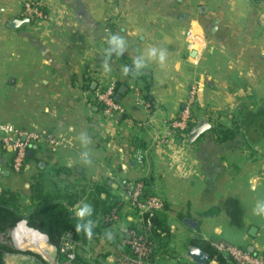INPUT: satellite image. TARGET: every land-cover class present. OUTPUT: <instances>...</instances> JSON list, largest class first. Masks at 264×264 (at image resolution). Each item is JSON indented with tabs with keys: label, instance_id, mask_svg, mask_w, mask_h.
<instances>
[{
	"label": "crops",
	"instance_id": "0c3cea01",
	"mask_svg": "<svg viewBox=\"0 0 264 264\" xmlns=\"http://www.w3.org/2000/svg\"><path fill=\"white\" fill-rule=\"evenodd\" d=\"M24 1L47 17L11 30L10 19H23ZM187 29L206 39L205 49H188ZM110 34L122 36L126 49L108 57L105 72ZM153 47L165 51L163 64L147 57ZM140 55L145 67L124 75L122 67ZM193 82L199 84L195 124L203 119L211 128L188 144L167 123L179 115ZM110 83L116 96L125 87L116 101L124 113L105 118L90 97ZM137 94L149 108L135 103ZM0 123L51 133L65 144L56 150L34 145L20 174L11 171V154L0 151V189L26 194L32 179L42 173L50 179L51 170L62 169L67 173L59 181L69 192L81 196L106 183L122 201L119 180H145L168 216L171 260L156 257L159 264H193L185 257L190 241L201 249L224 241L264 258V216L254 212L264 201V0H0ZM119 217L89 239L75 264H113L127 252L122 229L139 223L124 205ZM23 230L35 240L22 241ZM12 231L13 239L7 234L0 241L12 251L3 264L66 261L55 252L60 237L25 223Z\"/></svg>",
	"mask_w": 264,
	"mask_h": 264
},
{
	"label": "built area",
	"instance_id": "2783aa9c",
	"mask_svg": "<svg viewBox=\"0 0 264 264\" xmlns=\"http://www.w3.org/2000/svg\"><path fill=\"white\" fill-rule=\"evenodd\" d=\"M21 18L33 21L45 20L47 15L44 10L33 1H24L21 6ZM185 40L188 49L206 48V39L195 33L191 29L185 31ZM198 63V58L194 59V64ZM199 84L193 82L187 90V98L183 108L176 119L167 123L169 132L174 135L186 137L189 130L195 125L194 107L197 100ZM117 86L110 83L94 91L90 97L91 102L99 107L101 114L105 118H114L124 113V108L115 101ZM136 104L146 105L139 94L135 97ZM42 143L52 150L64 147V143L57 139L51 133L27 132L15 128L11 124L0 123V151L11 154V171L15 174L24 172L26 168V156L30 148L36 144ZM135 159L142 160L140 153L136 154ZM2 170L0 169V175ZM120 189V199L122 204L131 211L137 218L139 226L136 228L139 232H144L145 228H150V222L146 216H151L156 212L162 211L164 207L163 200L155 193L146 192L143 180L121 179L116 184ZM106 223L117 225L120 217L117 211H113L109 216L103 218ZM122 244L128 249L116 258L113 264H159L151 260L155 245L150 242L145 235H137L129 227L122 229ZM18 246V245H17ZM213 251L223 257H226L230 264H264V258L250 254L247 251L228 244L224 241L209 242ZM79 251L86 252V247L73 238L71 232H65L59 240L58 250L66 257L63 263L55 262L53 264H74L75 256ZM86 254V253H85ZM157 262V261H156Z\"/></svg>",
	"mask_w": 264,
	"mask_h": 264
},
{
	"label": "trees",
	"instance_id": "16d2710c",
	"mask_svg": "<svg viewBox=\"0 0 264 264\" xmlns=\"http://www.w3.org/2000/svg\"><path fill=\"white\" fill-rule=\"evenodd\" d=\"M25 161L27 165L30 158L26 156ZM37 168L38 173L42 171L41 167L38 166ZM61 173L64 174L67 171L53 169L50 171V174H52L50 179L43 176V173L40 174L31 180L26 194L22 191L12 192L4 188L0 189V236L6 238V235L15 229L18 224L25 223L28 229H35L41 233L53 235L56 239L65 232H71L77 242L86 246L89 239L99 234L101 229L113 227V224L104 222L103 218L109 216L113 211H117L120 216L123 204L108 192L107 184L95 185L87 193L82 190L81 196H79L80 191L69 192V187L59 181ZM143 181L146 192L152 193L149 191L146 181ZM60 184H62L61 189H59ZM101 195H104L103 198ZM82 201L91 204L93 207V214L90 219L96 225L91 237H88L82 231H76L75 225L78 221L73 212L70 211ZM31 208L33 209L30 210ZM28 210L30 215H28ZM146 218L151 226L148 229L145 228L144 232H139L133 227L129 228L134 230L137 235L147 236L148 240L155 245L151 260L158 263L155 260L156 257L167 258V256H171V252L167 250V239L170 230L166 225L168 218L166 208L163 207L162 211L146 216ZM189 244L199 245L194 241H190ZM55 247L58 250L59 244ZM202 247L209 254V261L215 260L218 264H227V260L211 250L209 244L202 245ZM9 252L12 251L0 244V264H3V257ZM77 258L78 253L75 256L74 264L77 263Z\"/></svg>",
	"mask_w": 264,
	"mask_h": 264
},
{
	"label": "clouds",
	"instance_id": "9594fccd",
	"mask_svg": "<svg viewBox=\"0 0 264 264\" xmlns=\"http://www.w3.org/2000/svg\"><path fill=\"white\" fill-rule=\"evenodd\" d=\"M109 47L105 50V58L102 61V66L105 72L110 71V67L108 64V57L111 56L112 53H115L117 56H121L124 54L126 49V41L122 36H118L115 34H110L108 38ZM148 58H157L161 64L164 63L166 59V53L163 50H158L156 48H149L147 50ZM145 67V57L143 55L137 56L133 59L132 66L124 65L122 67V72L124 75H127L129 72H139L141 69ZM80 140L82 144L88 143V137L84 134L80 136ZM84 156H87L88 153H83ZM73 212V215L77 218V223L75 225V229L77 232H83L88 237H91L93 234V229L95 227L94 222L90 217L93 214V207L91 204L87 202H80L78 205L74 206L73 209H70ZM254 212L256 215L264 216V201H258L254 208ZM108 239H111V233H108Z\"/></svg>",
	"mask_w": 264,
	"mask_h": 264
},
{
	"label": "water",
	"instance_id": "95a60500",
	"mask_svg": "<svg viewBox=\"0 0 264 264\" xmlns=\"http://www.w3.org/2000/svg\"><path fill=\"white\" fill-rule=\"evenodd\" d=\"M27 19H10L7 27L11 30L17 29L19 26L27 24ZM124 88H121L119 90V94H122ZM119 94L115 96V101H119L120 96ZM209 128H211L210 125H208L205 120L201 119L197 124H195L188 132L187 134V143L192 144L194 143L197 138L202 135L205 131H207ZM29 155V154H28ZM78 172H80V168L77 169ZM185 257L191 261L193 264H207L209 261V255L207 252H205L203 249L197 246H188Z\"/></svg>",
	"mask_w": 264,
	"mask_h": 264
},
{
	"label": "rangeland",
	"instance_id": "374dc122",
	"mask_svg": "<svg viewBox=\"0 0 264 264\" xmlns=\"http://www.w3.org/2000/svg\"><path fill=\"white\" fill-rule=\"evenodd\" d=\"M23 173V172H22ZM73 181H75V180H73ZM23 184H24V181H22L21 183H20V188H21V190H24V187H23ZM78 185V184H77ZM78 186H81V185H78ZM23 231H25V234L23 235V236H21L22 237V241L23 240H29L28 238H29V236L31 237V241H34L33 240V235H31L28 231H26V230H23ZM15 232H17V231H12V232H9L8 233V238L7 239H9L10 237L13 239V237L12 236H15L16 234H15ZM11 235V236H10ZM19 235H21V233L19 234ZM26 237H28V238H26ZM4 240V238L3 237H0V241H3ZM20 246H23V243H21V244H19V247ZM23 247H25V246H23ZM94 249H97V245H94ZM176 249H178V248H176ZM104 251V250H103ZM167 259H169V261L171 260L168 256H167ZM9 264H26V262H19V261H17V260H15V259H12L11 260V262H9ZM165 264V263H164Z\"/></svg>",
	"mask_w": 264,
	"mask_h": 264
},
{
	"label": "bare ground",
	"instance_id": "6f19581e",
	"mask_svg": "<svg viewBox=\"0 0 264 264\" xmlns=\"http://www.w3.org/2000/svg\"><path fill=\"white\" fill-rule=\"evenodd\" d=\"M27 245H30V247H33V248L35 247L37 250H39V245H33V244H27Z\"/></svg>",
	"mask_w": 264,
	"mask_h": 264
}]
</instances>
